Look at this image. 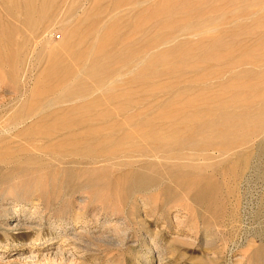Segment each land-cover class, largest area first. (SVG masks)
Wrapping results in <instances>:
<instances>
[{"label":"bare ground","instance_id":"1","mask_svg":"<svg viewBox=\"0 0 264 264\" xmlns=\"http://www.w3.org/2000/svg\"><path fill=\"white\" fill-rule=\"evenodd\" d=\"M106 1L89 0L56 38L58 0H0V66L9 85L29 53L32 64L43 61L31 73V99L11 117L13 125L27 121L15 137L28 141H0V183L48 168L52 198L58 185L66 194L115 169L119 188L148 186L162 168L204 201L216 185L206 173L227 167L234 175L264 151V0H133L126 20L115 12L124 0H109V8ZM172 187L164 192L171 196ZM2 190L4 253L85 242L87 221L54 218L23 188Z\"/></svg>","mask_w":264,"mask_h":264},{"label":"rangeland","instance_id":"2","mask_svg":"<svg viewBox=\"0 0 264 264\" xmlns=\"http://www.w3.org/2000/svg\"><path fill=\"white\" fill-rule=\"evenodd\" d=\"M65 1L58 0L60 7L57 3V10L53 13V27L50 28L55 29L56 38L62 24L68 22L70 26L75 18L78 20L76 14H82L81 10L89 2L74 0V4L73 0ZM123 2L115 12L125 15L126 20L137 4L133 0ZM69 3L75 8L67 7ZM105 3L108 8L111 6L109 0L103 5ZM144 5L141 3L138 8ZM255 7L250 9L256 10ZM65 9H69L67 15L63 14ZM235 9H239L238 6ZM59 48L56 45L55 49ZM29 54L23 67L21 65L23 70L15 87L9 85L8 78L2 74L5 67L0 66V141L27 140L15 137V132L27 121L13 125L11 117L20 104L31 99L32 74L43 65V61L32 64ZM69 59L70 62L71 57ZM71 63L69 68L78 70L79 65ZM33 69L36 70L32 72ZM73 83L70 79L69 87ZM263 156L264 151L261 155L251 154L250 162L245 167H236L238 173L234 172V175L227 171V167L206 173L216 185L207 195L208 200L205 198L204 201L192 200L196 187L174 186L173 179L162 168L152 173L157 180L148 186L142 187L143 184L138 182L139 186L134 184L127 189L122 187V190L117 185V189L113 180L122 171L115 169L101 180L80 184L66 194L60 193L58 185L52 198L48 192L53 189V173L48 168L16 173L0 183L2 192L23 188L30 193L27 201L32 200L46 208L56 219L69 220L78 216L81 221H87L90 232L84 236L82 245L57 240L49 247L39 249L7 253L0 250V264H264ZM165 185L173 186L175 195L164 192ZM211 194L215 198L212 203ZM82 255L87 257L83 263L80 262Z\"/></svg>","mask_w":264,"mask_h":264}]
</instances>
